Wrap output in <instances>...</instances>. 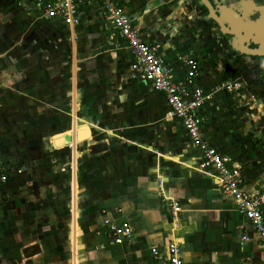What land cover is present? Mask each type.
<instances>
[{
  "label": "crops",
  "instance_id": "0c3cea01",
  "mask_svg": "<svg viewBox=\"0 0 264 264\" xmlns=\"http://www.w3.org/2000/svg\"><path fill=\"white\" fill-rule=\"evenodd\" d=\"M208 1L223 4L228 21L232 7L264 5ZM118 2L173 80L185 77L186 56L205 92L238 82L239 70L243 88L215 93L198 111L200 135L239 172L243 190L264 194V78L251 67L259 57L227 62L230 48L200 0ZM79 16L72 27L45 19L31 0H0V264H153L152 250L166 264L173 241L185 264H264L262 239L214 169H199L201 152L164 96L132 77L135 59L100 4L82 0ZM75 123L76 137L89 128L88 154L83 142L69 145ZM105 219L127 222L129 239L112 244Z\"/></svg>",
  "mask_w": 264,
  "mask_h": 264
},
{
  "label": "built area",
  "instance_id": "2783aa9c",
  "mask_svg": "<svg viewBox=\"0 0 264 264\" xmlns=\"http://www.w3.org/2000/svg\"><path fill=\"white\" fill-rule=\"evenodd\" d=\"M40 7L43 16L48 20H59L68 26H77L80 22L79 4L82 0H31ZM100 4L103 15L110 20L119 37L125 40L127 47L135 59L132 77L145 80L154 90L161 93L169 107V114L180 119L181 124L192 141L201 152L199 169L211 167L220 188L225 194L232 196L236 202L238 213L243 215L263 241L264 246V204L263 193H250L241 187V177L237 170L228 167V160L222 157L200 135L203 118L198 111L217 92H237L241 85L237 81H224L217 84L209 92L196 85L199 74L198 62L186 56L182 59L186 66L185 77L180 81L173 80L171 66L157 54L155 46L148 44L139 35L138 27L127 15L118 0H96ZM6 180L4 168L0 160V184ZM177 203H172V215L179 211ZM106 234L112 244H120L130 237L127 222L119 224L108 219L103 221ZM153 264H161L152 250ZM166 264H185L179 257V244L176 241L168 245Z\"/></svg>",
  "mask_w": 264,
  "mask_h": 264
},
{
  "label": "water",
  "instance_id": "95a60500",
  "mask_svg": "<svg viewBox=\"0 0 264 264\" xmlns=\"http://www.w3.org/2000/svg\"><path fill=\"white\" fill-rule=\"evenodd\" d=\"M204 6L209 19H212L216 24L222 36H230L228 46L231 51L246 55L264 57V5H254L253 10L249 13H244L238 10L237 7H232L233 17L231 20H226L224 17L225 10L220 11L219 8H226L220 1L210 3L208 0H200ZM189 4H192L190 0ZM254 17V19H251ZM252 45L253 48L249 47Z\"/></svg>",
  "mask_w": 264,
  "mask_h": 264
},
{
  "label": "bare ground",
  "instance_id": "6f19581e",
  "mask_svg": "<svg viewBox=\"0 0 264 264\" xmlns=\"http://www.w3.org/2000/svg\"><path fill=\"white\" fill-rule=\"evenodd\" d=\"M74 134H73V140L71 141V143L69 145H71L73 148L76 147L77 144L85 141V140H88L89 139V128L87 126L85 127H82L79 129L78 131V135L76 137V123L74 124ZM68 135V134H67ZM55 140H56V144L57 145H62L64 143V136L63 135H59V136H56L55 137ZM75 149V148H74ZM74 161H75V153L73 151V167H74ZM72 177H73V183H72V191H73V194H72V197H73V215L75 216V209H76V186H75V177H74V171L72 172ZM75 220V219H74ZM75 223V222H74ZM75 225V224H74ZM75 227V226H74Z\"/></svg>",
  "mask_w": 264,
  "mask_h": 264
},
{
  "label": "flooded vegetation",
  "instance_id": "af4514ba",
  "mask_svg": "<svg viewBox=\"0 0 264 264\" xmlns=\"http://www.w3.org/2000/svg\"><path fill=\"white\" fill-rule=\"evenodd\" d=\"M237 1L238 0H235L234 2L231 3V5H234L235 3H237ZM203 9L206 10L205 8H203ZM251 19H254V17H251ZM218 34H219V38H220V44H222L224 46H227L231 37L230 36H222L220 34L219 30H218ZM249 47L253 48L252 45H249ZM228 52L233 54L234 58H236V59L238 58L239 61L241 60V57L243 58L244 56H246V55L243 56V55H241L239 53L233 52L230 49H228ZM261 58H264V57H259V58H257V60H255L258 63V65L251 66V67H253V70L255 72V76H256V78H258V80H259V78H260V80H263V78H264V72H263L264 68H263V63H262V59Z\"/></svg>",
  "mask_w": 264,
  "mask_h": 264
},
{
  "label": "rangeland",
  "instance_id": "374dc122",
  "mask_svg": "<svg viewBox=\"0 0 264 264\" xmlns=\"http://www.w3.org/2000/svg\"><path fill=\"white\" fill-rule=\"evenodd\" d=\"M187 6V5H186ZM214 36L216 37V36H218V40H220V38H219V34H216V31H214ZM226 57H227V62H231V60L233 61V58H234V56H233V54H231L230 52H228L227 54H226ZM243 60V58L241 59V61ZM255 65H258V63L256 62V61H254V65L253 66H255ZM234 74V78H238V82L240 83V85H241V87L243 88V81H246V80H244V78H243V76H242V74L239 72V70H237L236 72H234L233 73ZM241 88V89H242ZM240 89V90H241ZM259 115V114H258ZM86 141V140H85ZM83 141V143L80 145L81 146V148L80 149H83V150H86V153L88 154V141ZM80 144V143H79ZM78 145V144H77ZM72 147V146H71ZM72 155H73V153H72ZM70 157H69V155H67L66 156V160L65 161H63L62 162V166H68L69 164H70V160H68ZM76 167V165H75V161H74V168ZM73 172V171H72ZM74 177H75V179H74V181H75V186H76V175H75V169H74ZM72 183H73V177H72ZM76 199H77V194H76Z\"/></svg>",
  "mask_w": 264,
  "mask_h": 264
},
{
  "label": "trees",
  "instance_id": "16d2710c",
  "mask_svg": "<svg viewBox=\"0 0 264 264\" xmlns=\"http://www.w3.org/2000/svg\"><path fill=\"white\" fill-rule=\"evenodd\" d=\"M262 59V63H263V68H264V58H261Z\"/></svg>",
  "mask_w": 264,
  "mask_h": 264
}]
</instances>
